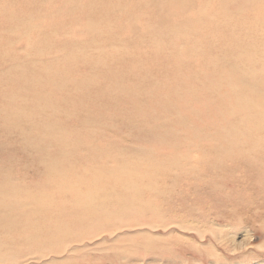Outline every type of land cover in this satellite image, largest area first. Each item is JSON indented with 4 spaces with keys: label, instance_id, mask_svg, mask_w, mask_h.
<instances>
[{
    "label": "rangeland",
    "instance_id": "374dc122",
    "mask_svg": "<svg viewBox=\"0 0 264 264\" xmlns=\"http://www.w3.org/2000/svg\"><path fill=\"white\" fill-rule=\"evenodd\" d=\"M0 264H264V0H0Z\"/></svg>",
    "mask_w": 264,
    "mask_h": 264
},
{
    "label": "bare ground",
    "instance_id": "6f19581e",
    "mask_svg": "<svg viewBox=\"0 0 264 264\" xmlns=\"http://www.w3.org/2000/svg\"><path fill=\"white\" fill-rule=\"evenodd\" d=\"M85 158H87V157H85ZM88 160V159H87ZM90 162V161H89ZM76 223V222H75ZM167 226V225H166Z\"/></svg>",
    "mask_w": 264,
    "mask_h": 264
}]
</instances>
